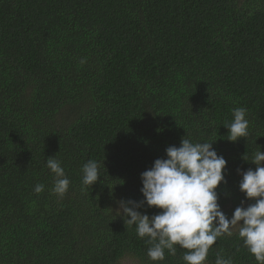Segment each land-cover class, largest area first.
<instances>
[{
  "label": "trees",
  "instance_id": "1",
  "mask_svg": "<svg viewBox=\"0 0 264 264\" xmlns=\"http://www.w3.org/2000/svg\"><path fill=\"white\" fill-rule=\"evenodd\" d=\"M264 0H0V264H264Z\"/></svg>",
  "mask_w": 264,
  "mask_h": 264
},
{
  "label": "rangeland",
  "instance_id": "2",
  "mask_svg": "<svg viewBox=\"0 0 264 264\" xmlns=\"http://www.w3.org/2000/svg\"><path fill=\"white\" fill-rule=\"evenodd\" d=\"M263 162H264V157H263ZM118 264H136V263L129 258H124Z\"/></svg>",
  "mask_w": 264,
  "mask_h": 264
}]
</instances>
